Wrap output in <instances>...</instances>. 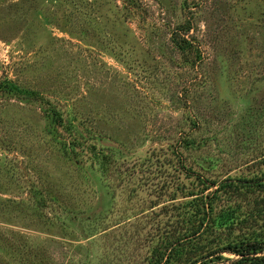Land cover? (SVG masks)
Wrapping results in <instances>:
<instances>
[{
    "label": "rangeland",
    "instance_id": "374dc122",
    "mask_svg": "<svg viewBox=\"0 0 264 264\" xmlns=\"http://www.w3.org/2000/svg\"><path fill=\"white\" fill-rule=\"evenodd\" d=\"M6 82L62 123L0 90V264H222L264 238V0H0Z\"/></svg>",
    "mask_w": 264,
    "mask_h": 264
},
{
    "label": "trees",
    "instance_id": "16d2710c",
    "mask_svg": "<svg viewBox=\"0 0 264 264\" xmlns=\"http://www.w3.org/2000/svg\"><path fill=\"white\" fill-rule=\"evenodd\" d=\"M2 88L14 92L17 95L22 96L26 99L48 103L50 105L53 116L55 117L57 122L62 123V117L55 108V106H52L49 102H47L44 96H42L41 94L35 91L24 90L12 82H6L1 84L0 90ZM225 186L226 184H222L217 189V191L221 189V187H225ZM207 207L209 211L212 209L211 205L209 204ZM215 222L217 223V227L219 229H223V228L227 229L233 227L234 225H238L240 223V220L238 218V214L236 210L229 208L227 210H220L215 215L214 223ZM224 252L236 256L237 259H227L224 260L222 264H264V255L261 257L257 256L258 253H264V238L256 237L254 239H243V240L229 242L221 249L220 252L209 254L208 257L211 258L216 254L224 253Z\"/></svg>",
    "mask_w": 264,
    "mask_h": 264
}]
</instances>
